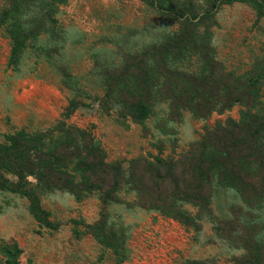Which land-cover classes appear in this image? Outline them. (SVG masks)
Segmentation results:
<instances>
[{
	"label": "rangeland",
	"instance_id": "374dc122",
	"mask_svg": "<svg viewBox=\"0 0 264 264\" xmlns=\"http://www.w3.org/2000/svg\"><path fill=\"white\" fill-rule=\"evenodd\" d=\"M212 1L175 0L180 9L186 3L196 14L211 9ZM8 7L9 0H0V15ZM48 10V5H39L23 18L29 21ZM213 12V21L202 23L195 30L198 35H193L200 43L199 35L204 36L206 30L217 64L207 85L197 86L198 109L178 114L170 100L159 98L144 125L123 115L121 102L134 100L130 95L119 97L117 93L107 98L106 73H120L129 57L162 46L179 32L181 21L147 0H67L56 6L55 23L49 21V31L28 44L15 68L9 64L13 46L9 26L0 28V143L17 130L42 132L66 121L90 131L104 149L107 162L119 164L128 176L132 162L140 159L134 173L145 182L135 183L144 185L142 195L134 185H125L117 193L121 201L108 205L96 193L81 202L67 191L43 193L40 203L49 214L48 223L33 216L27 198L0 191V248L4 242L17 243L22 250L20 264H115L112 250L100 245L85 227L98 222L103 213L111 226L126 231L129 257L124 264H235L246 255L247 241L264 240V198L254 191L261 187L255 173L240 178L243 186L252 185L248 194L257 196L250 203L227 180L216 175L208 185L205 176L211 208L201 214L184 203L193 215L192 226L143 205L152 202L150 197H171L178 187L195 184L185 163L178 164L172 179L165 182L145 171L147 163L156 165L158 159L179 162L208 132L219 125L228 127L230 120L238 122L243 112L264 116V9L261 13L253 3L243 1L220 5ZM174 66L200 75L203 63L191 51ZM257 78L256 94L249 85ZM235 79L243 83L237 95L241 97L229 108V89ZM183 82L180 85L187 86ZM71 103L78 108L66 119ZM242 152L232 154L235 162L245 156ZM73 220L85 225L76 226ZM3 260L0 252V264Z\"/></svg>",
	"mask_w": 264,
	"mask_h": 264
},
{
	"label": "trees",
	"instance_id": "16d2710c",
	"mask_svg": "<svg viewBox=\"0 0 264 264\" xmlns=\"http://www.w3.org/2000/svg\"><path fill=\"white\" fill-rule=\"evenodd\" d=\"M147 1L162 13L181 21L179 32L162 46H154L129 57L127 67L120 73L113 70L106 73L110 83L107 98L113 99L117 93L119 97L128 94L134 98L122 100L121 103L125 107L123 115L142 125L151 117L153 106L159 98L170 100L178 114L184 110L198 109L197 101L200 97L195 96L197 86L207 85L206 81L213 74L217 64L208 33L204 30L205 35H199L202 39L199 43L195 38L198 35L195 30L202 23L213 21L214 9L223 4L243 1L253 3L259 12L264 9V0H213L211 9L196 14L186 7V3H183L184 6L180 9L178 7L180 2L175 0ZM66 2L67 0H9V7L0 15V28L4 25L9 26V35L13 42L9 61L11 67L19 65L31 41L49 31V21L55 23L56 6ZM39 5H48V12L41 17L25 21L23 18L25 13ZM197 19L199 20L196 21ZM191 51L199 56L203 63L200 75L180 71L174 66L178 61L185 60L187 53ZM129 78L130 80H127ZM260 78L249 85L253 93L257 94L259 91ZM181 80L187 86L182 87ZM235 80L237 85L234 84L235 86L229 89L231 95L227 102L229 108L238 103L241 97L237 95L241 93L243 83ZM178 88L181 91H178ZM77 108L78 105L71 103L65 114L66 119H69ZM213 111H216V106ZM236 150L243 151L245 156L237 157L239 160L235 162L232 154ZM106 158L100 142L90 131L69 125L66 121H61L53 128L42 132L20 129L7 134L4 142L0 143V191L27 198L30 212L43 223H48L49 214L41 208L40 196L46 192L67 191L74 195L78 202L96 193L107 205L121 201L117 193L125 185H134L136 187L134 189L142 195L144 185L137 186L135 183H145L144 178L134 173L141 160L132 162L133 167L128 176L119 164H109ZM178 164L189 166L190 177L194 179L195 184L190 186L184 184L187 186L182 189L178 187V192L171 197L162 196L155 199L150 197L152 202L143 204L144 207L157 209L163 215L185 225H195L193 215L184 208V203L191 204L201 214L208 213L211 208V192L207 194L203 178L209 177L206 182L209 185L216 175L222 181L227 180V185L236 188L245 197V201L250 203L257 196L252 197L248 194L250 191L248 187L252 185L243 186L240 178H249L251 173L258 174L261 187L256 186L254 191L258 190V196L263 195L264 198V116L243 112L238 122L230 120L228 127L219 125L212 132H208L189 152L181 156L179 162L158 159L156 165L147 163L145 171L148 170L147 172L154 174L161 182H165L172 179ZM143 196L140 198L141 201L144 199ZM73 223L76 226L85 225L79 220H73ZM85 227L87 233L100 245L112 250L116 257L115 264H124L129 252L123 227L111 226L106 213H103L98 222ZM75 234L81 237L80 232L76 231ZM245 251L246 255L235 264H264V240L254 238L247 241ZM0 252L4 258L2 264H20L22 250L17 243H2ZM184 264L208 263L190 261Z\"/></svg>",
	"mask_w": 264,
	"mask_h": 264
}]
</instances>
